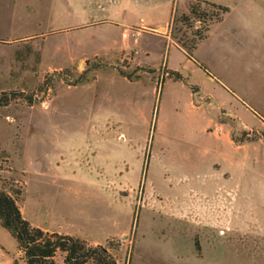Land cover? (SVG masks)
Returning <instances> with one entry per match:
<instances>
[{"label":"rangeland","instance_id":"1","mask_svg":"<svg viewBox=\"0 0 264 264\" xmlns=\"http://www.w3.org/2000/svg\"><path fill=\"white\" fill-rule=\"evenodd\" d=\"M208 1L229 12L198 45L196 62L163 36L140 37L149 54L146 63L156 69L150 75L148 68L109 65L99 58L43 70L40 46L45 42L16 37L44 33L48 18H64L69 0H0V96L18 91L27 98L47 80L39 93L44 102L30 106L20 100L0 107V177L24 189L19 205L34 225H68L73 236L93 243L123 237L112 250L125 264L138 204L132 264H214L196 251L204 227L175 212L201 198L199 186L210 174L205 148L227 142L218 130L220 121L234 139H243L236 118L257 126L261 122L250 109L264 117V0ZM193 3L175 0L170 18L169 5L161 3L142 21L158 28L169 20L159 30L168 35L172 18L191 16ZM53 43H48L51 49ZM164 60L187 82L165 77L160 96L158 80L168 71ZM102 62L112 68L94 70ZM119 70L141 79L128 81ZM81 76L88 80L68 85ZM191 84L200 87L202 100L192 102ZM248 132L246 138L255 139L264 129ZM149 141L151 159L139 203Z\"/></svg>","mask_w":264,"mask_h":264},{"label":"crops","instance_id":"2","mask_svg":"<svg viewBox=\"0 0 264 264\" xmlns=\"http://www.w3.org/2000/svg\"><path fill=\"white\" fill-rule=\"evenodd\" d=\"M174 1L69 0L64 18H48L44 33L16 38L37 37L45 42V47L40 46V67L43 70L60 71L94 58L109 65L127 62L132 67L147 68L150 67L146 63L149 54L141 47L140 40L145 33L163 36L176 49H180L170 40V36L159 33L169 20L158 28L142 21L151 18L153 8L161 3L169 5L170 18ZM131 30L139 31L140 36H130ZM61 35H66L67 39L61 41L60 38H54ZM50 41H54L53 49L48 44ZM166 64L168 70L177 71L168 62ZM191 87L199 89L195 94L191 91L192 102L195 98L202 100L200 87L192 84ZM242 103L251 108L244 100ZM193 108L197 109L198 106L193 104ZM250 111L261 123L257 126L241 124L240 119L234 116L239 123L238 131L264 129V122L257 116L259 113ZM220 123L218 130L225 133L227 142L205 148L210 176L206 172L201 188L199 186L201 198L197 202L182 204L175 214L190 220L196 219L204 227V235L200 234L196 239L199 244V251H196L200 258H212L214 264H264V141L237 143L233 141L226 124L223 121ZM22 212L26 218L23 209ZM26 219L33 224L28 217ZM66 228L69 226L59 224L43 229L72 235ZM16 259H19L18 243L0 224V264H15ZM57 261L64 264V257L59 256ZM20 262L25 264L23 260Z\"/></svg>","mask_w":264,"mask_h":264},{"label":"trees","instance_id":"3","mask_svg":"<svg viewBox=\"0 0 264 264\" xmlns=\"http://www.w3.org/2000/svg\"><path fill=\"white\" fill-rule=\"evenodd\" d=\"M194 1L195 3L190 6L191 16L183 15L179 20L172 18L170 22L171 29L168 36L173 39V43L178 48L185 52L189 59L196 62L194 53L198 45L207 39L213 24L223 21V16L229 12V8L208 0ZM197 22L201 23L200 27L196 26ZM179 24L183 26L182 29L178 27L174 28V26H178ZM163 63H166L165 60ZM199 66L204 72H207V69L203 65ZM108 67L112 68V66L102 62L94 68V70L106 69ZM147 68L148 70L145 72L150 75L156 72V70L151 67ZM66 72H70V70H66ZM119 72L122 77L131 82L141 78L138 75L134 76L121 70H119ZM60 73L61 72H56L55 74ZM165 77L166 79L187 82V78L180 72L172 70L164 72L162 78L158 80L157 93L160 94V96L166 81ZM87 80V77L81 76L77 80L68 83V85L76 87ZM46 81H44L43 85L38 89V93L34 92L32 95L27 96V98H24V92L11 91L2 93L0 96V107H7L13 102L20 100L25 101L30 106L44 102L45 100L39 96V93L42 92V88L47 84ZM191 91L195 94L199 92V89L191 87ZM257 116L264 122L263 116L259 114ZM242 133L243 136H249V132L244 131ZM246 137L243 139L232 138L233 141L237 143L257 141L260 139L264 141V133L258 134L255 139H248ZM151 152L152 143L149 141L139 184V196L137 199L139 203L142 202L144 198V185L150 164ZM23 193L24 189L20 188L17 182L14 180L7 181L0 177V224L17 241L19 254L21 256L20 259L23 260L25 264H60L57 261L59 256L64 257V264H120L118 257L113 253L112 249L115 245H122L125 241L124 238H113L109 239L104 244H94L80 237L57 231H48L35 226L24 217L21 206L19 205V198ZM140 209V205L137 204L134 211L132 230L128 236L129 243L125 264H131L132 261ZM195 246L196 250L199 251L197 240ZM15 264H19L18 259L15 260Z\"/></svg>","mask_w":264,"mask_h":264},{"label":"built area","instance_id":"4","mask_svg":"<svg viewBox=\"0 0 264 264\" xmlns=\"http://www.w3.org/2000/svg\"><path fill=\"white\" fill-rule=\"evenodd\" d=\"M130 36L134 37V38H138L140 36V32L137 30H131V32L129 33Z\"/></svg>","mask_w":264,"mask_h":264}]
</instances>
